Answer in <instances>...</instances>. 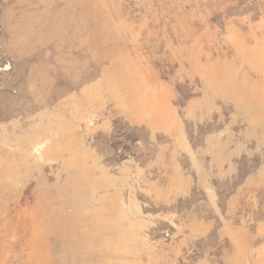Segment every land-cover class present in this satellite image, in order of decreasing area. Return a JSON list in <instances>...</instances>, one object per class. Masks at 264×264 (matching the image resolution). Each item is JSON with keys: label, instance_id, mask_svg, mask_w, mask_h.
Here are the masks:
<instances>
[{"label": "rangeland", "instance_id": "374dc122", "mask_svg": "<svg viewBox=\"0 0 264 264\" xmlns=\"http://www.w3.org/2000/svg\"><path fill=\"white\" fill-rule=\"evenodd\" d=\"M0 264H264V0H0Z\"/></svg>", "mask_w": 264, "mask_h": 264}]
</instances>
